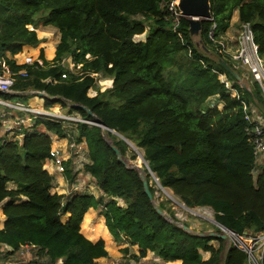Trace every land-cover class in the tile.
<instances>
[{"label": "trees", "instance_id": "16d2710c", "mask_svg": "<svg viewBox=\"0 0 264 264\" xmlns=\"http://www.w3.org/2000/svg\"><path fill=\"white\" fill-rule=\"evenodd\" d=\"M171 1L0 0V57L13 72H27L26 77L16 76L13 90H43L47 109L55 102L65 108L70 105V112L120 133L142 149L160 184L185 205L210 207L216 220L236 235L248 231L257 238L264 233V164L255 175L258 159L249 139L244 103L256 104L264 115V92L254 79L248 91L221 64V59L227 61L241 75L218 41L238 11L240 24L251 23L264 58V0H211L213 17L202 21L200 33L206 52L191 36L188 18L170 15L167 4ZM137 15L143 18H134ZM38 17L60 32L56 56L52 61L45 59L43 66L17 64L6 53L16 55L23 46L41 42L35 30ZM147 27L146 39L137 41L135 37ZM69 57L82 64L79 73L62 64ZM99 74L112 78L113 85L91 96L89 90L96 87ZM213 97L223 104L222 109L209 104ZM73 104L88 107L95 116ZM73 123L76 142L87 144L85 170L101 195L52 192L55 178L45 164L53 137L68 134L63 121L37 119L44 132L35 129L25 131L21 140H0V205L5 201L6 216L0 246H10V253L23 246L35 247L48 264L60 259L61 264H96L109 255L105 241L88 239L81 224L90 208L103 206L105 224L114 239L137 245V258L154 252L167 262L181 260L182 264H247L249 254L240 245L231 243L223 255L225 239L184 229L164 202L158 206L169 217L157 211L144 187L147 180L155 197L149 170L123 164L112 148L116 146L126 161L130 147L124 139L97 124ZM65 166L71 177V161ZM9 181L17 182L18 188H8ZM66 214L70 217L63 221ZM213 240L219 245L211 244ZM203 251L210 253L208 259Z\"/></svg>", "mask_w": 264, "mask_h": 264}, {"label": "crops", "instance_id": "0c3cea01", "mask_svg": "<svg viewBox=\"0 0 264 264\" xmlns=\"http://www.w3.org/2000/svg\"><path fill=\"white\" fill-rule=\"evenodd\" d=\"M238 23H240L239 12L236 11L234 16H233L230 28L221 37V39L226 40V44L228 45L229 49H231V50H233L234 43H237V46H238L239 36L237 37V40H236V35L234 34V31H235L234 28ZM32 29H34V28L32 27ZM35 30H36L37 35H38L40 40L47 38V40H44L41 42V44H43L44 46H41V48L37 49L36 46L25 45V46H23L22 51L19 52L18 54L12 55L10 53H6V57H8L10 59H14L17 64H25L27 59L30 57L34 60L41 59V60H43V62L45 59L48 61H52L56 56V47L60 41V33H58L57 36H55L53 38L51 36H47L49 34V32L46 30H41V29L39 30L38 28H35ZM148 30H149V27L147 28L146 32L144 34H142L143 38L138 39V41H144L146 39ZM42 52L44 53V59L41 57ZM0 58H3V57H0ZM69 60H70L69 62L71 63L72 62L71 59H69ZM222 76H225V75H222ZM109 81L111 83L109 84V86L106 89L111 88L113 85V79L110 78ZM100 83H102V82L100 81ZM34 90H36V89H29L26 91H15V90H13L9 94H15V95L19 94V95H24V96L23 97L14 96V97H8V98L0 97V101L11 103V104L16 103V102H22V103L26 104L27 106H30L31 108L47 110V108L45 107L46 96L36 95L33 93ZM98 90L104 91L99 86H97V88L95 87V88H91L89 90L90 91L89 95H91V96L96 95ZM93 93H94V95H93ZM236 93H237V91L233 89V94H236ZM213 98H216V97H213ZM12 99H16V100L12 101ZM220 104H222V103H220ZM1 105H3V104H1ZM213 105H215V104H213ZM3 106H4V108H0V110L8 111L7 106H5V105H3ZM48 109L52 110V111L56 110L57 112H60L62 114H68V115H71L72 117L82 118L79 113L70 112L69 108H65L62 103H60V105H53L52 107H50ZM13 113H15V115L19 116V117H24V118L30 117V114L26 113V112L14 111ZM32 124H33V126L31 128V130L38 129L39 131H42V132L45 131V128L43 126L37 125V121L35 119H34V121L33 120L28 121V125L31 126ZM68 126L70 127V129L73 128V132H75L77 134L76 125L74 123L68 124ZM66 130L68 132H70V134H71V130H69L68 128ZM14 137L15 136H13V134H11V132L6 131L4 124H0V140H6V139L12 140ZM71 137H73L74 140L68 138L67 136L64 138L54 136L52 147L53 148H59V149L63 150L65 158L68 159L67 161H71L72 164L78 163L80 161L79 157H81V154H79V152L77 153V151H80V149L85 150V152L83 153V156H85V161H86L84 163V165H85L86 163L89 162L88 161L89 158H88L87 144H86L85 140L80 142V143H77L76 142V135H74V134H73V136L71 135ZM74 141L76 142L77 146H79L80 149L70 147V153H69L67 148ZM263 164H264L263 159H259L256 170H255V175H257L261 171V167L263 166ZM45 169L48 170L55 178V184H54L55 186L52 190L53 193H59V194L67 195L70 193V191H72V187L69 185V178L67 177L66 174L62 175V174H59L57 172L56 166L52 160L47 159L46 164H45ZM87 175H88V173H87ZM18 186H19V184L17 182H14V181H9L7 183V187L10 189H16V188H18ZM85 189H87V188L84 186V188H82V190H85ZM88 192H90V191H88ZM93 193L97 194L95 191ZM4 204H5V201L0 205V229H2L4 227L5 222H6V216L3 213ZM99 212H100L99 208H94V207L90 208L87 211V213L84 216L83 222H82V226L85 228L87 233L84 231L82 233L88 239H90L94 242H96L100 239L104 240V238H105V239L109 240L111 246H113L112 244H113V242H115V239L105 224V217L102 215V213L99 214ZM63 217H64L63 221H67L70 217V214H66ZM118 244H120L119 245L120 248L124 249L123 253L120 252V255L124 254L123 257L130 256L133 252H135L133 254L134 257H136V255L139 254V247L137 245H131L126 240H124L123 242H119ZM106 248L109 252V255L107 257L99 258L96 261V264H124L123 262H121L122 256H116L117 252L115 250V247H110V249L108 247H106ZM125 249H128V252H126ZM11 251L12 250H11L10 246H7V245L0 246V264H28L30 262H32L31 264H34V262L36 264H48V259L38 257L37 248H35V247L23 246L20 248L19 251L15 252V253H10ZM202 254H203V252H202ZM208 254L210 257V253H208ZM36 257H37V259H36ZM209 257L204 258V259H208ZM138 259H139L138 261H135L134 258H130L128 262H130L131 264H133V263H135V264H177L175 261H168V262L165 261L163 258H161L158 254H156L154 252H151L147 258H138ZM151 259H154L156 261V263L152 262ZM125 260H127V259L125 258ZM61 263H62V259H60L56 264H61ZM181 264H182V262H181Z\"/></svg>", "mask_w": 264, "mask_h": 264}, {"label": "built area", "instance_id": "2783aa9c", "mask_svg": "<svg viewBox=\"0 0 264 264\" xmlns=\"http://www.w3.org/2000/svg\"><path fill=\"white\" fill-rule=\"evenodd\" d=\"M167 8L168 11L170 12V15L173 16L174 18H178L179 16H182L179 10V0H173L169 2L167 4ZM178 23L179 20L176 21V26L178 25ZM215 28H216V24H213L209 32V36L211 38H213ZM218 43L220 44L224 52L231 57V59L233 60L236 66L238 67L240 66L246 69V71L251 74L253 79L259 82L264 92V58L261 57L259 54V46L255 42L254 32L251 23L245 22L241 24V31L238 38V46L235 50L229 49L227 44H225L221 40L218 41ZM69 59H71L72 61L71 63L69 62L70 61ZM35 62H38V64L41 66H43L44 64L43 60L41 59L34 60L31 57L28 58L26 61L27 64H34ZM62 64L66 67L67 70L75 73H79V70L82 66V64L76 65L72 57L64 58ZM19 74L24 77L27 76V72L25 70H21L18 73L13 72L7 61L0 58V90L6 91L8 93L12 92L13 91L12 86L16 80V76ZM62 77L66 78L67 73L63 74ZM221 78L223 79V81L226 82L228 87L231 86L230 82L227 81L224 76H221ZM33 93L36 95L47 96V93L43 90H34ZM0 104H3L8 108V111L0 110V124H4L6 131L11 132V134L15 136L14 139L16 140H21V138H23L25 135V131L31 130L33 124L31 126L28 125L29 120L34 121L35 119L37 121V119L42 117L63 121L66 129L69 127L68 124L71 121L86 122L89 124H93V121L78 117H72L71 115L68 114H60V112H54L52 110L31 108L30 106H27L22 102H16L11 104L0 101ZM14 111L29 113L30 117L24 118V117L16 116L15 113H13ZM244 112L246 115V119L250 123V126L247 128V131L249 134V139L254 145L257 159L258 160L263 159L264 161V121L262 120V116L259 114H254L253 112H255V110H252L251 105H247L245 103H244ZM67 134H68L67 135L68 138L74 140L73 137H71L70 132L67 131ZM70 147L78 148L75 141L70 144ZM48 159L54 162L57 172L59 174L64 175L66 173L65 162L68 159L65 158L63 150L52 147L50 151V157ZM232 235L234 237H240L235 233ZM259 238L261 240H264V233H262V235H259L257 238H254V240L258 241ZM235 244L240 245L242 247V245L239 243L235 242ZM244 249L248 252L249 256L252 255L253 253L252 247H247ZM263 254L261 260L263 258Z\"/></svg>", "mask_w": 264, "mask_h": 264}, {"label": "rangeland", "instance_id": "374dc122", "mask_svg": "<svg viewBox=\"0 0 264 264\" xmlns=\"http://www.w3.org/2000/svg\"><path fill=\"white\" fill-rule=\"evenodd\" d=\"M41 16V15H40ZM41 17H38V19H40ZM136 19H141L143 18L141 15H137L136 17H134ZM33 26H30V28H32ZM37 28L40 30H46L49 32V34L47 36H51V37H55L57 36L59 32V30L52 26V25H44L42 24V20H38V25ZM148 28V27H147ZM234 34L236 35V40L237 37L240 35V31H241V25L240 23H238L235 28H234ZM143 38L142 34L141 35H137L135 37L136 40ZM194 41L196 43V45L198 46V48L203 49V44L201 42L200 39V35L198 36H194ZM47 40V38L41 40L44 41ZM222 42H224L226 44V40L225 39H221ZM41 42L36 46L37 49L41 48V46H44L43 44H41ZM228 46V45H227ZM237 47V43H234L233 45V50L236 49ZM205 51V50H204ZM206 52V51H205ZM207 54H209V56L216 58L215 53L212 52H207ZM239 71L241 72V80H239V82L241 84H245L248 88H250V83L251 81H253V77L251 76V74L249 72L246 71V69L242 68V67H238L236 66ZM102 74L98 75V79L96 82V88L97 86H99L102 90H106V88L109 86V84L111 83L109 81L110 77H106V76H101ZM100 81L102 83H100ZM90 92V91H89ZM90 94V93H89ZM94 95V93H93ZM0 97H2V95L0 94ZM4 98V97H3ZM16 99H12V101H15ZM221 102L218 101V98H210L209 99V104L212 106L213 104H218L219 108L222 109L223 105L220 104ZM53 105H60L59 102H55ZM52 105V106H53ZM0 108H4L3 105L0 104ZM69 108V106L67 107ZM251 108L252 110H255V112H253L254 114H259L262 116V120L264 121V115H263V111L262 109L257 106L256 104L252 103L251 104ZM49 110V109H47ZM54 112H57L56 110H53ZM62 114V113H60ZM70 123H73V121H71ZM69 130H71V135L73 136L76 135L75 132H73V128L70 129V127H68ZM14 139V138H13ZM74 139V138H73ZM129 140V139H128ZM130 141V140H129ZM133 146L129 145L130 149H129V155L126 158V163L130 166L136 167L138 169H143L145 166L144 160L142 158L143 156V151L142 149L138 148L132 141H130ZM79 148V146H78ZM68 152L70 153V146L67 148ZM79 154H81V157H79V162L72 164L71 163V177L69 178V185L72 187V191H70L69 195L72 193H75L76 191H90L91 193H93L94 191L97 193L95 195L100 196L101 195V190L99 189L98 185L95 182V179H93V177L88 174L85 170V165L84 163L85 161V156H83V153L85 152V150L80 149V151H78ZM132 154L136 155V158L132 157ZM84 157V158H83ZM89 158V157H88ZM89 161V159H88ZM66 174V173H65ZM151 182L155 185L156 187V195H155V203L157 205H159L160 202H164L167 204L168 207H170L174 212L175 215L177 216V218L179 219L180 223L185 224L187 223L189 226V230L191 232L194 233H198L202 236H206V235H212V236H219V235H223L226 234L224 231H222L218 225L215 223V212L212 208L210 207H188L187 205H185V203H183L179 197H177L176 195L173 194V192L169 189H163L161 188V186L159 185V183H157L155 181V179L152 176V180ZM84 186L87 188L85 190H82V188H84ZM90 189V190H89ZM94 194V193H93ZM119 202L121 204H124L122 200H119ZM99 214L102 213L103 211V206L99 207ZM164 213L167 215V217H169V215L167 214V211L164 210ZM103 215V214H102ZM104 216V215H103ZM62 219L64 220V217H62ZM171 219V218H170ZM172 220V219H171ZM186 225V224H185ZM82 226V224H81ZM81 231L86 232L85 228L82 226L81 227ZM259 235H262V233H260ZM258 235V236H259ZM225 239V249L223 251V255L225 254L226 250L228 249L229 245L231 243H239L242 245V247L247 248V247H252L253 248V253L252 255L249 256L248 262L247 264H261V257L264 251V240H261L260 238L258 239V241L254 240L253 237L251 236H247V237H234L233 235L228 234V236ZM105 245L106 247H108L110 249V247H115V250L117 252L116 256H122L121 262H123L124 264H131L129 261L130 258H134L135 261H138L139 259L136 257H134V253L133 252L130 256H126L123 257V255H120V252L123 253L124 249L120 248V244H118L119 242H117L115 240V242H113V246H111L110 241L105 239ZM117 243V244H116ZM212 244H214L215 246L219 245L218 240H213L211 242ZM209 252H205L203 251V256L204 258L209 257ZM125 258L127 260H125ZM37 259V257H36ZM35 259V260H36ZM152 262L156 263V261L154 259H151ZM116 262V261H115ZM177 264H181V260H177L175 261ZM38 263V262H37ZM36 264V263H34ZM135 264V263H133Z\"/></svg>", "mask_w": 264, "mask_h": 264}, {"label": "water", "instance_id": "95a60500", "mask_svg": "<svg viewBox=\"0 0 264 264\" xmlns=\"http://www.w3.org/2000/svg\"><path fill=\"white\" fill-rule=\"evenodd\" d=\"M179 10H180L182 16L188 18V21L190 24L189 31H190L191 36H193V37L200 35L201 30H202V21L204 19L211 20L213 17L211 0H179ZM220 62L233 76H235L238 80H241V76L239 75V73L235 69H233L227 61L221 59ZM242 86L247 89V86L245 84H242ZM247 90L249 91V89H247ZM6 93H8V92L0 90V94H6ZM73 106L77 107V108L84 109L87 112H89L91 115L95 116L94 113L88 107H86L84 105L73 104ZM93 124H97V125L102 126L104 130H106V129L110 130L111 132L117 134L120 138L124 139L129 145L133 146V144L127 138H125L120 133L109 129L103 123L98 124L97 122H93ZM112 148L114 149V151L118 155L120 162L127 165L126 161L122 158L120 150L116 146H112ZM142 158H143L144 163H145V168H147L149 170V173L151 174V176H153L155 181L158 183L159 179L156 177L154 172L150 169V166H149L148 162L146 161V159L144 158V156H142ZM142 176L144 177L143 173H142ZM159 185L161 186V188L166 189L160 184V182H159ZM144 187H145V192L148 195V197L152 201H154L155 197L150 190V184L147 180H144ZM155 207H156L158 212H160L162 215H165L164 211L161 208H159V206L157 204H155ZM215 223L218 225V227L222 231H224L226 233L223 235H219L218 237L224 239L228 236V234H230V233L234 234L233 231H231L230 229L225 227L223 224H221L217 220H215ZM182 226L184 229L189 230V227L187 225L183 224ZM248 235H249L248 231H245L243 237H247Z\"/></svg>", "mask_w": 264, "mask_h": 264}, {"label": "bare ground", "instance_id": "6f19581e", "mask_svg": "<svg viewBox=\"0 0 264 264\" xmlns=\"http://www.w3.org/2000/svg\"><path fill=\"white\" fill-rule=\"evenodd\" d=\"M158 183H159V181H158ZM232 235V234H231Z\"/></svg>", "mask_w": 264, "mask_h": 264}]
</instances>
